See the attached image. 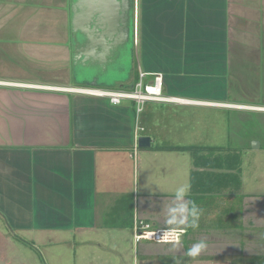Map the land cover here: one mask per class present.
Listing matches in <instances>:
<instances>
[{
    "label": "crops",
    "instance_id": "crops-1",
    "mask_svg": "<svg viewBox=\"0 0 264 264\" xmlns=\"http://www.w3.org/2000/svg\"><path fill=\"white\" fill-rule=\"evenodd\" d=\"M72 28V0H0V264H264V0H136L130 77L97 87L141 69L188 100L139 116L65 89L91 86L73 77ZM181 185L199 226L136 242L137 219L170 227Z\"/></svg>",
    "mask_w": 264,
    "mask_h": 264
},
{
    "label": "water",
    "instance_id": "water-1",
    "mask_svg": "<svg viewBox=\"0 0 264 264\" xmlns=\"http://www.w3.org/2000/svg\"><path fill=\"white\" fill-rule=\"evenodd\" d=\"M136 0H72L74 77L80 84L115 86L131 74ZM152 139L140 135L138 146ZM255 140L252 147H259Z\"/></svg>",
    "mask_w": 264,
    "mask_h": 264
},
{
    "label": "built area",
    "instance_id": "built-area-1",
    "mask_svg": "<svg viewBox=\"0 0 264 264\" xmlns=\"http://www.w3.org/2000/svg\"><path fill=\"white\" fill-rule=\"evenodd\" d=\"M148 76H151V78L149 79ZM163 84V73H149L140 69L138 71V78L131 88L76 86L65 89L72 93L102 97L108 99L113 105H120L125 101H133L136 103L137 115L139 116L148 102L185 103L188 101L183 97L166 95ZM135 146L137 149L138 137ZM166 229L156 228L151 222L137 219L133 227L134 239L136 242L147 240L156 243H174L180 240L181 229L171 228L170 231H166Z\"/></svg>",
    "mask_w": 264,
    "mask_h": 264
},
{
    "label": "clouds",
    "instance_id": "clouds-1",
    "mask_svg": "<svg viewBox=\"0 0 264 264\" xmlns=\"http://www.w3.org/2000/svg\"><path fill=\"white\" fill-rule=\"evenodd\" d=\"M190 190V185H181L172 195L171 201L165 209L166 224L170 226L166 231H170L171 227L179 228L185 226L195 229L199 226L198 221L201 209L193 205L192 201L188 198ZM207 248V241L201 239L188 249L187 255L194 258L198 257L201 253L206 252Z\"/></svg>",
    "mask_w": 264,
    "mask_h": 264
},
{
    "label": "rangeland",
    "instance_id": "rangeland-1",
    "mask_svg": "<svg viewBox=\"0 0 264 264\" xmlns=\"http://www.w3.org/2000/svg\"><path fill=\"white\" fill-rule=\"evenodd\" d=\"M72 32H73V34H74V29L72 28ZM134 51V50H133ZM133 56H134V52H133ZM73 77H74V75H73ZM75 78V77H74ZM118 82L119 81H116L115 82V84L114 85H116V84H118ZM1 99V98H0ZM256 119V116H254L253 117V120H255ZM259 123V121H258V119H257V123L256 124H258ZM3 125H0V127H2ZM263 128H264V126H263ZM251 136H253V135H246V137L247 138H249V137H251ZM258 136H263V135H258ZM220 140L218 139V141L217 142H220V143H222V144H231V145H236L237 143H236V141L233 139V141H230L229 139H227V137L225 136V135H220ZM260 155L262 154V151L259 153ZM250 157L248 156L247 157V159L246 160H248ZM262 167V171L264 170V164L261 166ZM263 236H264V234H263ZM22 238H24V239H27L28 241V243H32V241H31V239L33 240V237H27V236H25V237H22ZM9 241H10V238H8V237H5V238H1L0 237V246H6L8 243H9ZM16 240H14V241H12L11 240V243H12V245H13V243H16L15 242ZM35 241H36V243L38 242L36 239H35ZM19 243V245H23V244H21V243H23L22 241H20V242H18ZM9 253H6L5 254V257H8V256H10V255H8ZM0 260H1V258H0ZM25 262L23 261V264H24ZM27 264H32V261L31 260H29L28 261V263Z\"/></svg>",
    "mask_w": 264,
    "mask_h": 264
},
{
    "label": "trees",
    "instance_id": "trees-1",
    "mask_svg": "<svg viewBox=\"0 0 264 264\" xmlns=\"http://www.w3.org/2000/svg\"><path fill=\"white\" fill-rule=\"evenodd\" d=\"M138 78V73H136V71L134 72V75H133V78H131V80L129 81V83L127 84H124L123 86H126V87H133L135 81L137 80ZM178 149H190V150H194L196 149V147H192V146H187V147H177Z\"/></svg>",
    "mask_w": 264,
    "mask_h": 264
}]
</instances>
